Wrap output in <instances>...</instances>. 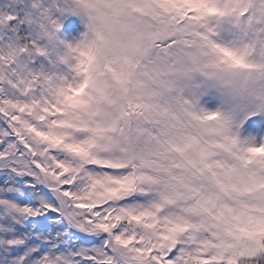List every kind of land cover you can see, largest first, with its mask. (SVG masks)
Wrapping results in <instances>:
<instances>
[{
  "label": "snow or ice",
  "instance_id": "6c2138e0",
  "mask_svg": "<svg viewBox=\"0 0 264 264\" xmlns=\"http://www.w3.org/2000/svg\"><path fill=\"white\" fill-rule=\"evenodd\" d=\"M100 4L109 32L264 18L253 0L159 21L146 0H0V264H264V231L249 228L264 222V144L162 99L149 50L94 26ZM77 14L88 30L70 42Z\"/></svg>",
  "mask_w": 264,
  "mask_h": 264
},
{
  "label": "rangeland",
  "instance_id": "374dc122",
  "mask_svg": "<svg viewBox=\"0 0 264 264\" xmlns=\"http://www.w3.org/2000/svg\"><path fill=\"white\" fill-rule=\"evenodd\" d=\"M210 3L211 0H146V4L159 6L165 12H175L180 19L187 16L189 11H195V19H199ZM260 6H264V0H259L258 10ZM74 18L79 24L78 30L72 34H63L70 42L79 41L88 30L83 15L77 14ZM154 32L147 36L151 42L149 45L143 43L145 37L138 33L126 42L139 44L143 48L151 47ZM173 32L176 33L172 36L174 45L167 48L168 43L165 42L162 49H156L157 52L150 60V53L145 57L148 67L151 64L152 68L155 63L161 65V58L173 56L160 74L163 82L171 81V91L164 90L161 98L169 104H180L196 116L219 113L213 123L223 126L224 131L236 137L242 147L263 144L264 18L256 17L249 22L237 16L214 17L200 23L198 27L189 29L186 26L178 31L173 29ZM205 36L216 44L245 53L249 64L254 65L248 69L242 87L235 92L221 91L212 86L216 77L209 74V69L215 71L224 63L212 61L215 52ZM159 37L162 38V35ZM151 74L154 76L153 72ZM153 84L151 80L150 86L153 87ZM223 87L228 89L231 85L225 84ZM260 226L264 227V222H253L249 227Z\"/></svg>",
  "mask_w": 264,
  "mask_h": 264
},
{
  "label": "clouds",
  "instance_id": "9594fccd",
  "mask_svg": "<svg viewBox=\"0 0 264 264\" xmlns=\"http://www.w3.org/2000/svg\"><path fill=\"white\" fill-rule=\"evenodd\" d=\"M98 9L99 10L97 12V16L99 17V19L95 20L93 24L96 28H99L101 31H103L104 34L109 39H119L122 41H127L132 37L133 33L126 31L122 24L116 25L115 31L109 32L108 29L105 27L104 18L110 13L111 10L108 8V6L103 4L98 5ZM145 11L157 21H159L162 17H164L166 13L159 6L150 5V4H145ZM120 19L126 20L127 17L125 15L122 16ZM134 23H136V26L139 30L137 33L145 37L143 40V43L145 45H149L151 43L147 39V36L148 34L153 32L154 28L156 29V31L161 30V25L159 23L154 25L152 21L144 20V21H135ZM211 59L216 63L220 61L219 56L217 55L216 52H215V57H212ZM248 69L249 68H234L228 66L227 64L220 66L219 68L215 69V71L209 69V74L214 75L216 77V79L212 81V86L220 88L221 91L227 90V91L235 92L236 90L242 87L243 81L247 76ZM225 84H229L231 85V87L225 89L223 87V85Z\"/></svg>",
  "mask_w": 264,
  "mask_h": 264
},
{
  "label": "trees",
  "instance_id": "16d2710c",
  "mask_svg": "<svg viewBox=\"0 0 264 264\" xmlns=\"http://www.w3.org/2000/svg\"><path fill=\"white\" fill-rule=\"evenodd\" d=\"M257 0H253V7L256 9V10H258V8H257V5H258V3H259V0H258V2H256ZM245 19H247L248 21H249V19L248 18H245ZM173 29L175 30V31H178V29H176V28H168L167 27V25H164L162 28H161V30L163 31V32H158V31H155L154 32V34H155V37L153 38L154 39V41H153V43L155 42V41H157V43L154 45V46H152V44H151V47H147V48H144L145 50H149V52L148 53H150L151 54V56H150V58H149V60L152 58V55H154L156 52H157V50L156 49H162L161 47H163V44L166 42V43H168V46H167V48L168 47H170L171 45H174V42H173V40H172V36H175V32H173ZM160 30V31H161ZM159 35H162V38H163V43H162V38H160L159 37ZM169 41H170V43H169ZM126 42V41H125ZM170 57H173V56H170ZM170 57H167V58H161V65L160 66H158L156 63H155V65L151 68V64L149 65V67H148V70L150 71V69L152 70L151 71V73L153 72L154 73V79H153V87H154V90L155 91H158V92H160V94H161V96H163V94H164V90H168V91H171L170 89H171V81H169V82H167V83H165V82H163V80H162V77L160 76V74H161V71H162V69H164V68H166V66L168 65V61H169V59H170ZM148 60V61H149ZM264 144V143H263ZM250 228V230L251 231H253V232H256V231H264V227H262V226H260V227H255V228H253V227H249Z\"/></svg>",
  "mask_w": 264,
  "mask_h": 264
}]
</instances>
